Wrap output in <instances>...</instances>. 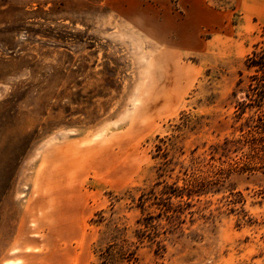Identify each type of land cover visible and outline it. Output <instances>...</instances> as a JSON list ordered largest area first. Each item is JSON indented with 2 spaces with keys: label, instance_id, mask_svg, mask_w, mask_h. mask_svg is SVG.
Masks as SVG:
<instances>
[{
  "label": "rangeland",
  "instance_id": "rangeland-1",
  "mask_svg": "<svg viewBox=\"0 0 264 264\" xmlns=\"http://www.w3.org/2000/svg\"><path fill=\"white\" fill-rule=\"evenodd\" d=\"M255 47L235 0H0V264H264Z\"/></svg>",
  "mask_w": 264,
  "mask_h": 264
},
{
  "label": "crops",
  "instance_id": "crops-1",
  "mask_svg": "<svg viewBox=\"0 0 264 264\" xmlns=\"http://www.w3.org/2000/svg\"><path fill=\"white\" fill-rule=\"evenodd\" d=\"M235 7L244 22L250 21L264 30V0H235Z\"/></svg>",
  "mask_w": 264,
  "mask_h": 264
},
{
  "label": "trees",
  "instance_id": "trees-1",
  "mask_svg": "<svg viewBox=\"0 0 264 264\" xmlns=\"http://www.w3.org/2000/svg\"><path fill=\"white\" fill-rule=\"evenodd\" d=\"M256 50H257V47H255V50L251 52V55H248L246 57L245 66L247 69H253L255 73H260L261 76L259 77H264V54L261 55ZM254 79H258V77L256 76ZM261 81L263 82V80ZM261 84H264V83H261ZM263 90H264V86H263ZM263 90H261V92ZM259 98L264 99L262 95ZM260 105H262L261 102H260ZM259 113L260 114L257 116V124L255 127L260 130V133H263L264 132V110H260Z\"/></svg>",
  "mask_w": 264,
  "mask_h": 264
}]
</instances>
